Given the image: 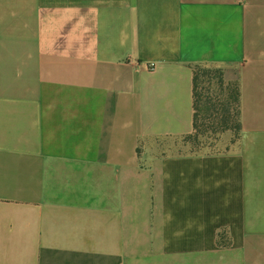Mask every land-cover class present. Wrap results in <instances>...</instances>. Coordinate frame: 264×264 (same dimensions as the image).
Returning <instances> with one entry per match:
<instances>
[{
  "label": "crops",
  "instance_id": "0c3cea01",
  "mask_svg": "<svg viewBox=\"0 0 264 264\" xmlns=\"http://www.w3.org/2000/svg\"><path fill=\"white\" fill-rule=\"evenodd\" d=\"M197 63L240 140L153 153ZM0 264H264V0H0Z\"/></svg>",
  "mask_w": 264,
  "mask_h": 264
},
{
  "label": "trees",
  "instance_id": "16d2710c",
  "mask_svg": "<svg viewBox=\"0 0 264 264\" xmlns=\"http://www.w3.org/2000/svg\"><path fill=\"white\" fill-rule=\"evenodd\" d=\"M192 68L195 122L189 135L199 138L212 129L217 133L232 132L238 142L243 128L240 81L227 79L222 66L197 63ZM218 241L221 246L226 245L223 231L219 232Z\"/></svg>",
  "mask_w": 264,
  "mask_h": 264
},
{
  "label": "rangeland",
  "instance_id": "374dc122",
  "mask_svg": "<svg viewBox=\"0 0 264 264\" xmlns=\"http://www.w3.org/2000/svg\"><path fill=\"white\" fill-rule=\"evenodd\" d=\"M153 153L191 154L229 152L237 145L232 132L217 133L212 129L205 135L153 139L149 143Z\"/></svg>",
  "mask_w": 264,
  "mask_h": 264
}]
</instances>
